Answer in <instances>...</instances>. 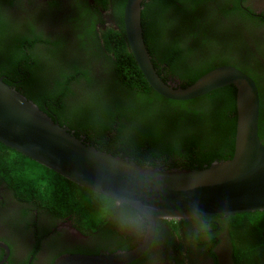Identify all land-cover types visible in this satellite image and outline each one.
<instances>
[{"label":"flooded vegetation","instance_id":"obj_1","mask_svg":"<svg viewBox=\"0 0 264 264\" xmlns=\"http://www.w3.org/2000/svg\"><path fill=\"white\" fill-rule=\"evenodd\" d=\"M0 1V28L7 29L0 35V47L12 45L16 38L29 32L43 31L50 41H54L58 39L56 32L64 39L66 50L75 51V54H71L74 59L83 63L89 61L90 83L85 78L77 82L79 84L72 83L71 91L64 96L65 103L71 104L65 105L62 112L73 126H76L72 120L74 113L72 116L69 113L80 108L82 102L91 95L99 97L97 103L104 109L110 102L116 101L111 98L112 94L123 103L125 109L132 107L130 97L138 93L134 92L133 84L128 86L122 83L125 86L122 88L118 81L115 83L120 77L114 69V53L103 48L107 30L121 32V24L124 32L123 20L120 21L117 15L123 18L126 0L124 3L122 0ZM59 1L62 8L58 5ZM171 2L168 3L170 7L157 2L146 5L150 13L147 16L149 30L146 38L154 45L155 56L151 61L160 78L179 85V82L183 84L185 80L217 66L232 65L249 75L258 91L264 95V0ZM56 7L60 11L50 10ZM73 13L75 16L71 17ZM78 15H81L79 20ZM83 32L84 41L90 40L94 45L86 52L80 40ZM164 44L174 51L173 55L165 50ZM37 46L42 49L41 44ZM56 68L57 64L52 66V70ZM180 75L189 76L182 80ZM0 76L7 78L1 68ZM151 93L156 95L157 92ZM259 101V109L263 112L260 123L264 130V98L263 102L261 98ZM45 103L46 100L42 101L45 109L57 121H62L63 115H57L51 110V105ZM119 117L116 123L105 126V132L97 126L96 129L81 131L70 128L67 123L62 124L82 137L91 136L93 143L98 145L95 139L99 134L104 133L106 137L110 133L116 134L117 124L133 120L123 114H119ZM6 152L0 147V166L4 162L2 155ZM50 201L27 196L19 187H14L0 170V264H55L66 254H114L132 249L144 239L148 222L132 207L115 202L116 207L113 206L109 216L102 220L94 218L90 206L80 205L79 200L62 201L60 205L64 204L65 207L60 209L54 204L56 200ZM193 223L186 225L187 228H180V234L177 235L171 233L168 221L160 219L148 248L125 264L242 263L236 261L240 259L231 251L235 240L238 244L243 241L242 236L230 234L231 228L237 230L235 226L222 224L224 231L214 237L213 253H207V250L191 246L194 235L204 230L203 225L195 228ZM179 243H182V247H178ZM246 253L247 250L243 255L246 256ZM257 257L243 258L244 264L251 263L253 260L250 258Z\"/></svg>","mask_w":264,"mask_h":264},{"label":"trees","instance_id":"obj_2","mask_svg":"<svg viewBox=\"0 0 264 264\" xmlns=\"http://www.w3.org/2000/svg\"><path fill=\"white\" fill-rule=\"evenodd\" d=\"M122 1L125 2V0ZM171 1L175 0H144L142 3L143 38L152 60L155 56V49L151 41L146 38L149 30L147 16H150L146 5L150 2H157L165 3L170 7ZM169 2L171 3L168 5ZM58 5L62 8L60 1ZM50 10L60 11V8L56 7ZM51 11L49 12L51 13ZM73 16L75 13L71 14V17ZM80 17L81 15H78L77 20ZM117 18L121 21L122 16L117 15ZM121 27L120 24L121 32L112 29L106 31L103 48L114 53L113 65L117 76L120 77L115 80V83L118 81L122 88L125 87L122 83L128 86L133 84L134 92L138 93L130 97L133 103L130 109H125L123 103L118 101L113 94L111 98L116 101L110 102V105L105 109L101 108L97 103L99 97L91 95L82 102L80 108L69 113L70 116L74 113L72 120L77 127L72 125L70 119L62 112L65 105L71 104L65 103L64 96L71 91L72 83L82 82L81 79L84 78L90 83L91 77L88 76V71L91 66L89 61L83 63L77 58L74 59L71 54H75V51L72 49L67 51L64 39L56 32L54 33L58 39L54 41H50L43 31L29 32L25 36L16 38L12 45L0 47V68L7 77H4L3 80L14 86L16 90L35 102L40 109L57 121L56 117L42 105V101L46 100L45 104L51 105V110L54 113L59 116L63 115L62 121L58 122L61 125H63L62 122L67 123L70 128H78L82 131L96 129L97 126L105 132V126L116 123L117 118H120L119 114H123L127 118L129 116L130 119L133 118V120L117 124L116 134L110 133L107 137L104 133L99 134V137L95 139L98 145L93 143L91 136L82 137L74 132L84 142L113 155L163 169L171 167L203 168L212 161L229 158L234 149L235 87L225 85L187 100H172L158 93L153 95L151 92L155 91L148 85L134 61ZM6 30L0 28V35ZM84 35L83 32L80 40L82 48L86 52L90 48H94V45L90 40L84 41ZM37 44L42 45L41 50ZM164 47L173 55L172 49H168L165 44ZM56 64L57 68L52 70V66ZM201 74L187 80L185 78L189 75H180V78L185 80L184 83L180 84L181 80L176 82H179L178 86L184 87L194 82ZM263 96L259 91L262 102ZM47 99L49 100L47 101ZM94 105L95 108H92ZM261 116L263 117V112L259 109L258 135L264 144ZM0 147L2 151L8 152L2 155L4 162H2L0 170L10 179L14 187H19L27 196L33 195L36 198L56 200L54 204L58 209L65 207L64 204L60 205L62 201L79 200L80 205L90 206L94 218L102 220L109 216V210L113 209V206L116 207V203L107 196L81 187L19 152L5 147L2 143H0ZM28 169L34 171V177L31 181L23 182L24 176L21 175ZM121 206L131 208L127 204H121ZM163 220L169 222L171 233L175 232L177 235L180 234V228H187L186 225L190 222H194L195 228H200L203 225L204 230L201 229L191 239V246L207 250V253H213L214 237L224 231L222 224L235 226L237 230L231 228L230 234L243 237L241 244L235 240L231 246L233 255L240 259L236 261L244 264L243 258L257 255L258 257L255 259L250 258L253 261L248 264H264V210L235 213L228 216L214 214L204 217L192 216L179 220ZM201 238L207 239L202 240ZM178 247H182V243H179ZM242 249L247 250L246 256L243 255L245 250Z\"/></svg>","mask_w":264,"mask_h":264},{"label":"water","instance_id":"obj_3","mask_svg":"<svg viewBox=\"0 0 264 264\" xmlns=\"http://www.w3.org/2000/svg\"><path fill=\"white\" fill-rule=\"evenodd\" d=\"M126 0L123 27L130 53L148 85L175 100L216 88L236 89L234 149L203 168H159L113 155L78 138L0 76V143L64 178L127 204L148 222L143 241L114 254H66L55 264H125L150 245L160 219H185L264 210V144L258 135L260 97L254 80L232 65H220L184 87L157 74L141 24L142 2Z\"/></svg>","mask_w":264,"mask_h":264},{"label":"rangeland","instance_id":"obj_4","mask_svg":"<svg viewBox=\"0 0 264 264\" xmlns=\"http://www.w3.org/2000/svg\"><path fill=\"white\" fill-rule=\"evenodd\" d=\"M21 176H24V180H23V182H27V181H31L32 180V178L34 177V171H31V170H26L25 171V173L23 174V175H21Z\"/></svg>","mask_w":264,"mask_h":264}]
</instances>
